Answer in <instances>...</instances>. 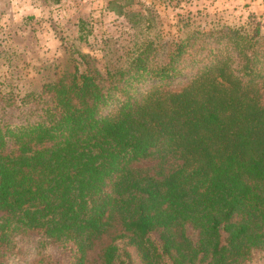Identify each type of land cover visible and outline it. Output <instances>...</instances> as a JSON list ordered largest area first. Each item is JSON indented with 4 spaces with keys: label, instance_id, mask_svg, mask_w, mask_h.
Instances as JSON below:
<instances>
[{
    "label": "trees",
    "instance_id": "trees-1",
    "mask_svg": "<svg viewBox=\"0 0 264 264\" xmlns=\"http://www.w3.org/2000/svg\"><path fill=\"white\" fill-rule=\"evenodd\" d=\"M254 16L204 26L187 13L188 30L133 42L121 68L73 65L10 95L27 113L0 123V264L29 233L59 249L60 264H85L103 237L100 264H245L264 251V19ZM164 155L181 162L159 176L129 165Z\"/></svg>",
    "mask_w": 264,
    "mask_h": 264
},
{
    "label": "rangeland",
    "instance_id": "rangeland-1",
    "mask_svg": "<svg viewBox=\"0 0 264 264\" xmlns=\"http://www.w3.org/2000/svg\"><path fill=\"white\" fill-rule=\"evenodd\" d=\"M249 5L246 0H0V123L22 121L27 113L26 107L8 103L10 95L37 91L62 70L73 65L98 72L121 68L133 42L157 35L155 40L165 45L170 36L188 30L183 25L187 13L204 26L216 19L252 24L257 14L248 10ZM177 26L181 28L176 32ZM162 54L160 49L158 56ZM180 162L177 156L164 155L129 165L159 176ZM107 240L103 237L86 251L85 264H100L99 247ZM122 240L116 238L114 243ZM42 244L35 234L18 235L2 264H37L40 257L43 264L64 262L59 249ZM132 264H138L137 259ZM245 264H264V251Z\"/></svg>",
    "mask_w": 264,
    "mask_h": 264
},
{
    "label": "crops",
    "instance_id": "crops-1",
    "mask_svg": "<svg viewBox=\"0 0 264 264\" xmlns=\"http://www.w3.org/2000/svg\"><path fill=\"white\" fill-rule=\"evenodd\" d=\"M246 2H248L250 5L247 6L248 10H250V12H254V14H257L256 11L261 10V8L258 7V5L256 4V0H246ZM256 4V5H255Z\"/></svg>",
    "mask_w": 264,
    "mask_h": 264
},
{
    "label": "built area",
    "instance_id": "built-area-1",
    "mask_svg": "<svg viewBox=\"0 0 264 264\" xmlns=\"http://www.w3.org/2000/svg\"><path fill=\"white\" fill-rule=\"evenodd\" d=\"M260 1V4H261V14H262V17L264 19V0H259Z\"/></svg>",
    "mask_w": 264,
    "mask_h": 264
}]
</instances>
